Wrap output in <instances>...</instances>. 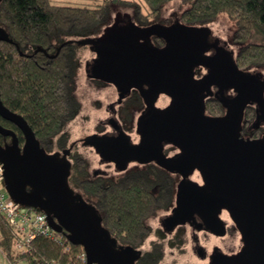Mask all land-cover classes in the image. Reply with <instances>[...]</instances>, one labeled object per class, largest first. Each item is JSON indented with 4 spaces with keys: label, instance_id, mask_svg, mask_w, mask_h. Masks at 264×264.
I'll return each mask as SVG.
<instances>
[{
    "label": "water",
    "instance_id": "obj_1",
    "mask_svg": "<svg viewBox=\"0 0 264 264\" xmlns=\"http://www.w3.org/2000/svg\"><path fill=\"white\" fill-rule=\"evenodd\" d=\"M210 35L209 26L179 19L140 25L132 18L127 22L118 18L101 37L90 39L98 56L88 66L89 76L113 83L120 99L138 90L146 105L138 120L139 141L120 128L117 134L90 136L86 144L95 146L103 161H113L121 172L133 162L157 163L182 177L172 206L175 213L163 220L169 230L198 217L202 223L195 228L224 236L228 227L221 215L228 210L245 247L235 255L216 248L211 264H264V136L258 140L242 135L249 105H257L264 120V74L241 69L237 54L218 39L211 42ZM155 37L164 38L166 45L158 47ZM0 39L14 42L4 31ZM199 68L205 69L200 77ZM163 94L172 102L160 108ZM213 94L226 107L222 116L214 117L206 108ZM0 115L26 137L21 145L17 132L0 122V134L12 138L0 143V163L12 199L48 214L56 232L83 246L87 264H137L142 250L118 243L95 203L72 190L73 165L66 157L70 149L63 158L42 147L25 116L4 104L1 84ZM169 147L178 148L176 155L166 152ZM195 173L202 174L203 183L190 179Z\"/></svg>",
    "mask_w": 264,
    "mask_h": 264
},
{
    "label": "trees",
    "instance_id": "obj_2",
    "mask_svg": "<svg viewBox=\"0 0 264 264\" xmlns=\"http://www.w3.org/2000/svg\"><path fill=\"white\" fill-rule=\"evenodd\" d=\"M145 12L139 2L132 0H91L82 4H67L58 0H0V31L14 42L0 39V84L4 104L25 116L34 128L42 147L51 151L54 138L78 114L82 103L75 93L78 74V45L70 40L73 34L101 31L113 16V8L120 5L134 8L135 21L149 25L150 19L161 20L162 9L172 0H144ZM190 4L181 14L185 23L207 25L223 13L235 21L234 41L241 45L236 62L249 71L254 65H264V0H184ZM129 21L130 15H118ZM123 16V17H122ZM154 43L163 47L166 41L155 37ZM64 42H67L62 46ZM62 46L59 54L58 51ZM46 51H43L42 49ZM57 54V55H56ZM55 55L54 57H50ZM130 97L124 113L131 121V108L145 107L139 91ZM206 108L214 116L226 112L220 97L211 95ZM242 135L249 139H263L264 120L254 103L245 111ZM0 122L17 132L21 145L26 142L23 131L11 120L0 115ZM11 137L0 134V143L11 142ZM69 137L63 135L57 145L66 148ZM168 151V150H167ZM72 179L84 195L95 200L103 215L106 229L122 245L138 248L151 232L148 218L159 210L171 208L176 200L178 174L157 163L134 166L119 177L91 176L88 162L75 156ZM105 174V173H103ZM55 237L39 236L26 252L15 247L13 227L0 214V248L7 259L26 261L27 264H49L67 261L83 264V246L70 241L68 234L53 232ZM59 237H62L60 239ZM69 239V238H68ZM162 244H155L145 252L140 264H160Z\"/></svg>",
    "mask_w": 264,
    "mask_h": 264
},
{
    "label": "rangeland",
    "instance_id": "obj_3",
    "mask_svg": "<svg viewBox=\"0 0 264 264\" xmlns=\"http://www.w3.org/2000/svg\"><path fill=\"white\" fill-rule=\"evenodd\" d=\"M62 3L67 4H82V2H90L91 0H58ZM139 2L144 11H147L146 1L144 0H132ZM190 4L186 3L184 0H172L170 3H167L162 9V15L160 22L165 24L174 23L175 20H180L181 14L185 11ZM113 16L111 20L105 23V26L101 31L94 32L91 34H73L69 36L70 40H75L78 47V74L76 77V86L75 93L79 101L82 103V106L76 115V117L69 121L66 124L65 129L56 135L54 138L55 145L51 151V154L56 152L70 149L71 154L67 156L72 162V165L75 163V156L80 155L85 158L88 162V168L91 176L96 175H105L109 177H119L122 173L118 166L111 161H103L100 152L97 151L96 147L90 144H86L85 139H88L90 136L105 134V133H114L112 132L111 123L107 124L106 120L114 116L116 121L121 125L122 129L132 135V138L135 142L139 141L140 135L137 133L138 129V120L143 113V107L140 110L133 109L134 118L131 121V126H128L124 122L122 114L124 113H115L110 110V105L115 104V109H119V90L117 87L110 82H103V84H97L95 80H91L89 76L88 66L94 64L95 59L98 56V51L92 47L89 43V40L96 37H101L104 29L109 25H114L116 19L120 18L118 15H130L134 19V8L122 7L120 5H115L113 8ZM123 17V16H122ZM155 19H150V22L156 23L159 22ZM180 21H183L182 19ZM136 22V21H135ZM184 22V21H183ZM136 23H139L138 21ZM140 25H143L139 23ZM196 26H203L201 24H196ZM209 26L211 35L209 40L214 42L216 39L220 41L222 45L227 46L230 50L235 52L238 55L241 45L234 41V36L236 33V24L233 19L225 12L219 17L214 19V21L207 24ZM254 69L256 72H262L264 74V65H254L249 70ZM199 73H196L198 77L205 73L204 68H199ZM231 93V92H230ZM158 106L160 108L167 107L171 104L172 98L168 95L163 94L159 98ZM124 107V106H122ZM125 108V107H124ZM123 108V110H124ZM139 109V108H138ZM116 110V111H117ZM132 110V109H131ZM107 124V125H106ZM67 134L69 140L67 142L66 148H60L57 145V141ZM168 150V151H167ZM168 154L176 155L178 148L169 147L166 149ZM138 164L133 162L130 164L132 169ZM73 168V166H72ZM70 176V186L72 190L76 193H83V190L80 189L76 184H74L73 179ZM105 173V174H103ZM181 176H179L177 183V192L179 189V183L181 181ZM192 180H196L200 183H203V176L200 173H195L192 177ZM86 201L89 203H95V200L90 198L88 199L84 196ZM177 199L175 200V205ZM171 208L162 209L157 212V214L150 216L147 220L148 225L151 228V232L147 235L144 243L138 248L142 250V253L148 252L153 249L155 244H162L163 257L160 261V264H210L209 257L213 255L215 249L218 248L222 253L229 255H235L243 251L245 247L244 238L241 234V231L236 226L235 221L228 210H224L221 217L226 220V223L230 229L229 233L224 236H219L216 234L209 233L207 230H200L191 225L180 224L172 230H166L163 228V220L166 215L171 211ZM1 238V237H0ZM202 248L203 250H199ZM204 250L207 252L205 255ZM139 263V261H138ZM0 264H10L9 259L6 258L2 249L0 248ZM16 264H27L26 261H17ZM140 264V263H139Z\"/></svg>",
    "mask_w": 264,
    "mask_h": 264
},
{
    "label": "built area",
    "instance_id": "obj_4",
    "mask_svg": "<svg viewBox=\"0 0 264 264\" xmlns=\"http://www.w3.org/2000/svg\"><path fill=\"white\" fill-rule=\"evenodd\" d=\"M4 167L0 163V214L5 215L9 224L13 227L15 237V247L20 251L26 252L31 249V244L39 236H51L55 231L51 224H49L48 214L39 209L29 206H23L17 201L13 200L10 193H8L6 182L4 179ZM62 239V237H59ZM63 240V239H62ZM70 240L67 238L66 251L70 246L66 243ZM83 264H87V255L85 250L81 255ZM10 264H16L14 261L9 260ZM49 264H73L67 261H52Z\"/></svg>",
    "mask_w": 264,
    "mask_h": 264
},
{
    "label": "flooded vegetation",
    "instance_id": "obj_5",
    "mask_svg": "<svg viewBox=\"0 0 264 264\" xmlns=\"http://www.w3.org/2000/svg\"><path fill=\"white\" fill-rule=\"evenodd\" d=\"M91 80H95V79H93V78H91ZM98 83H97V82ZM95 82L97 83V84H103V82L104 81H102V80H99V79H96L95 80ZM215 90H217V89H215ZM137 91L138 90H133L132 92H130V96H132V95H134V94H136L137 93ZM120 98H122L121 97V95H120V91H119V97H118V99H117V101H119V103H118V105H120V108L117 110V109H115V104L114 103H112L111 105H110V110L112 109V111L114 112V114L115 113H119V115H120V113H124V111H123V108L125 107V106H127V103H128V101H129V98L130 97H124L123 99H120ZM122 106H124V107H122ZM132 109V111H133V109H136V110H140V109H138V108H131ZM117 110V111H116ZM143 110H144V108H143ZM122 116H123V119H124V122H126L127 123V125L128 126H131V121L133 120V118L135 117L134 115L132 116V118H131V121L128 119L129 117H127V115L124 113V114H122ZM106 122H107V124H109V123H111V128H112V132H116V133H118V130L120 129V128H122L121 127V125H119V123L116 121V119L114 118V116H111V117H109L107 120H106ZM106 124V125H107ZM84 141H86V139L84 140ZM65 151L66 150H62V151H59V154H60V156L61 157H65ZM71 154V153H70ZM68 156V155H67ZM66 156V157H67ZM74 156H76V155H74ZM175 213V211H174V209H171V211H170V213L168 214V215H166L165 217H164V219L165 218H167V220H168V218L169 217H171L173 214ZM201 223H202V221L200 220V218H198L197 217V219L193 222V223H187V224H185V225H191L192 227H194L195 225L196 226H200L201 225ZM227 227H228V225H227ZM163 228L164 229H166V230H168V224H167V222H164L163 223ZM202 230H206L205 228H202ZM208 231V230H207ZM229 231H230V229H229V227H228V232L227 233H229ZM209 233H211V232H209ZM212 234H213V232H212ZM215 234V233H214ZM226 235V234H225ZM199 250H203L202 248H199ZM204 253H205V255H207V252L204 250ZM209 261H210V264H211V262H212V259H211V257H209ZM137 264H139V263H137Z\"/></svg>",
    "mask_w": 264,
    "mask_h": 264
}]
</instances>
